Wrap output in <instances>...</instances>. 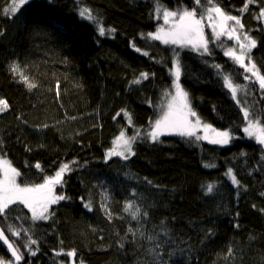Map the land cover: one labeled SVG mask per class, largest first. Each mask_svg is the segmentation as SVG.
<instances>
[{
  "label": "trees",
  "instance_id": "16d2710c",
  "mask_svg": "<svg viewBox=\"0 0 264 264\" xmlns=\"http://www.w3.org/2000/svg\"><path fill=\"white\" fill-rule=\"evenodd\" d=\"M214 6L240 19L242 42L256 41L246 60L264 75V0H200L197 18ZM193 8V0H0V159L21 187L69 165L53 186L65 199L49 206V219L34 220L19 201L0 214L18 264H264V145L243 131L248 120L264 126V90L225 55L239 45L215 39L206 14L211 55L148 37ZM165 10L178 15L165 23ZM224 73L241 86L235 98ZM175 83L199 114L197 135L205 125L228 130V145L212 144L210 129L208 140L150 141ZM121 132L135 136L134 155L109 157ZM0 261H13L1 239Z\"/></svg>",
  "mask_w": 264,
  "mask_h": 264
},
{
  "label": "snow or ice",
  "instance_id": "6c2138e0",
  "mask_svg": "<svg viewBox=\"0 0 264 264\" xmlns=\"http://www.w3.org/2000/svg\"><path fill=\"white\" fill-rule=\"evenodd\" d=\"M23 2L24 0H21V3ZM205 2L210 4L211 0H205ZM193 3V10H183L169 30L161 28L156 33H149L148 37L157 41H162L166 45H179L181 47L190 46L194 51L202 55H211L208 51L209 40L205 36L204 32V20L206 14L215 39H219V37L225 35L229 39H235L236 43L239 45V53H237L234 48H229L225 52V55L234 61L240 68L245 69L248 73H252V76H255L256 81H258L260 89L264 90V75H260L258 73L255 63H251L250 66L245 63L246 53L256 47V41L248 37L246 34L244 36V40H246L247 43L241 41V37L235 27V25H240L241 28L243 27L240 19L236 16L226 15L219 6L204 8L200 17L197 18L195 5H199L200 0H193ZM15 11L16 9L13 8V12ZM213 13L215 14V18ZM261 14L264 15V11H262ZM80 15L83 17L85 13L81 12ZM177 15L176 11L165 10L163 13L165 23L169 22L170 17L175 18ZM88 19H92V17L89 15ZM214 19L215 22H213ZM227 21H234L235 25L229 27L226 24ZM99 34L101 36L105 34L102 27L99 29ZM137 51H139V49H137ZM174 63L175 67L172 71L174 73L175 80L178 81L181 75L178 54L177 57L174 58ZM216 67L218 71L221 70V66L217 65ZM141 75L145 79L148 77L147 73H142ZM221 78L223 83L226 85V88L230 90V95L235 98L237 90L241 86L233 83L230 74L224 73ZM244 79L251 80V77L245 76ZM29 86L34 87V85ZM0 105H4L6 107V101L0 100ZM2 110L3 109L0 108V111ZM195 115V112L191 110L188 103L187 93L180 87L179 83H175V95L172 96L171 102L168 103L167 110L163 111L161 117L155 121L152 131L148 134L150 141L156 142L158 137L166 132H176L182 136L195 138L196 140H208V132L210 129L211 132L214 133L213 138L210 140L212 144L228 145L230 143L232 137L228 130L218 131L211 128L210 125L204 126L203 136L197 135L200 121L198 118L195 122L190 119V117H194ZM243 115L245 119L248 120L249 112L247 109L243 111ZM243 131L247 133L249 138L255 137L261 145H264V126L259 124V118H257L255 122L248 120V126L244 127ZM134 140L135 136L132 139H126L125 133L121 132L117 140V147L110 151L108 156L111 157L112 155H116L127 159L128 156L126 153L134 155V152H132V143ZM36 167H39V164H37ZM68 170L69 165L64 164L55 173L54 177L47 178L44 183L32 187H21L16 183V177H18L20 173L17 169L12 167L7 160L0 159V172H2L3 175V178L0 179V214H2L10 204H15L19 201L31 210L34 220L49 219V216L47 215L49 206L65 199L64 196H56L54 194L53 186L61 183L63 175ZM231 171V169L228 170L229 174H231ZM232 182L234 184L237 183L234 175H232ZM214 187V185L209 184L206 188L205 195L212 194ZM125 211H129L133 219H137L140 216V209L138 207L135 210H131V206L129 205L125 208ZM129 231H131V229H129ZM15 234L17 236L19 235V233ZM0 238H4L2 229H0ZM148 239H153V237H148ZM31 243L35 244L36 241L32 240ZM8 246L11 248V245ZM32 254L35 255V253ZM12 255L15 256L16 260L21 259V257L17 255L15 249H12ZM68 255L74 256L75 253L70 252Z\"/></svg>",
  "mask_w": 264,
  "mask_h": 264
},
{
  "label": "rangeland",
  "instance_id": "374dc122",
  "mask_svg": "<svg viewBox=\"0 0 264 264\" xmlns=\"http://www.w3.org/2000/svg\"><path fill=\"white\" fill-rule=\"evenodd\" d=\"M213 16H214V18H215V15L213 14ZM213 22H215V19H214V21ZM262 22H263V25H264V15H262ZM226 24H227V26H229V27H231V26H233V25H235V22L234 21H227L226 22ZM235 27L237 28V31L239 32V25H235ZM240 51V50H239ZM238 51V52H239ZM247 54H248V52L246 53V59H247ZM245 59V63L246 64H248V61ZM245 70V69H244ZM251 75H252V73H250ZM254 78H255V76H253ZM256 79V78H255ZM194 108H196L199 112H200V110H202L203 111V109L201 108V105H199V103L198 102H195V104H194ZM193 108V109H194ZM195 110V109H194ZM203 112H205V111H203ZM195 116L194 117H190V119L193 121V122H195V120L198 118V119H200L199 118V114L195 111ZM200 121V120H199ZM201 122H200V126H199V132H200V130H201ZM204 130H202V132H203ZM165 134H178V133H176V132H171V133H165ZM117 140L118 139H116L115 140V145H114V147L116 148L117 147ZM126 155H129V154H127L126 153ZM2 178H3V175H2ZM1 178V179H2ZM16 183H17V177H16ZM18 184V183H17ZM0 229H1V227H0ZM5 238H6V236L4 235V238H0L5 244H6V246H7V248L9 249V251L11 252V254H12V249H15L14 248V246L11 244V243H9V241L7 240V238H6V242H5ZM8 245H11V248H9V246ZM16 250V249H15ZM16 253H17V255H19L18 254V252L16 251ZM13 256V255H12ZM20 256V255H19ZM19 262H21V259L20 260H16V258H15V256H13V261H10V262H2V261H0V264H18Z\"/></svg>",
  "mask_w": 264,
  "mask_h": 264
}]
</instances>
